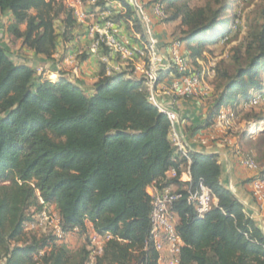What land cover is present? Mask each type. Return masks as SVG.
Instances as JSON below:
<instances>
[{"label": "trees", "instance_id": "trees-1", "mask_svg": "<svg viewBox=\"0 0 264 264\" xmlns=\"http://www.w3.org/2000/svg\"><path fill=\"white\" fill-rule=\"evenodd\" d=\"M91 1L81 0L92 10H111L109 0ZM114 1L126 12L120 18L142 34L127 0ZM161 1L165 23L179 22L177 40L192 45L194 59L208 46L230 44L243 28L234 30L236 20L224 19L231 0L203 6ZM0 15L8 17L6 34L45 59L80 27L62 0H0ZM258 15L230 50L234 73L222 68L227 61L216 65L207 126L221 108L236 107L251 91L264 96V2ZM100 69L90 91L65 76L53 82L15 62L0 37V264H88L89 233L111 236L96 264H159L148 189L180 186L187 169L191 191L203 181L217 204L198 217L187 191L174 203L184 244L179 264H264V234L223 185L217 158L191 153L189 166L173 144L166 114L149 100L144 79L130 66L110 74L105 64ZM171 170L176 178H168ZM49 207L65 239L76 235L81 247L71 249L53 232L28 229Z\"/></svg>", "mask_w": 264, "mask_h": 264}, {"label": "built area", "instance_id": "built-area-1", "mask_svg": "<svg viewBox=\"0 0 264 264\" xmlns=\"http://www.w3.org/2000/svg\"><path fill=\"white\" fill-rule=\"evenodd\" d=\"M62 1L73 12L78 25L88 28L93 39L90 46V52L93 55H97L106 49L117 57L123 65L132 67L135 73L144 79L149 92V100L160 112L166 114L172 127L173 144L190 166L191 152L185 149L176 127L179 117L176 112L162 106L157 98L159 75L163 66L160 63L159 40L154 34L153 25L154 20L165 24L167 18L165 4L161 0H127L140 22L143 33L140 37V45H134L129 38L121 36L119 26L112 19V10H99L96 18L94 14L84 10V4L81 0ZM95 2L96 0L91 1L92 4ZM238 22L239 20L235 21L234 30L237 29ZM181 44L179 40H176L172 48L171 65L178 76L164 88V92L177 98L189 99L202 94L201 88L204 86V80L203 77L191 73L188 59L180 52ZM216 64L214 61L210 69L213 76L216 75ZM120 70L121 67H118L115 71ZM37 72L39 75L43 74L41 70H37ZM73 72L77 77L79 74L77 68H74ZM46 78L53 81L52 75ZM208 91L206 90L205 95L208 94ZM263 99L264 96L251 91L249 98L244 99L236 107L248 111L257 107ZM236 119L237 113L234 107H223L218 111L212 128L217 134H226L232 130ZM249 132L254 137L261 130L251 126ZM240 161L245 168L259 174L252 182V195L256 201L264 202V173L260 174L261 165L252 157H241ZM176 177L175 170L168 173V178ZM188 183L187 188L183 190L188 192L187 201L195 206L198 217H203L212 206L217 204V199L213 191L203 181L197 184L194 191H191ZM150 196L152 197L150 236L154 248L159 253V264H179V257L184 244L176 229L177 220L172 213V207L174 203L183 198V193L168 187L163 190L155 189L150 193ZM53 222L44 212L38 216L35 223L28 225V229L53 232L57 241L60 242L65 239L60 220L58 218L56 223ZM110 239V235L99 236L95 233H89L87 241L91 254L88 264H96V259L103 254L104 246Z\"/></svg>", "mask_w": 264, "mask_h": 264}, {"label": "crops", "instance_id": "crops-1", "mask_svg": "<svg viewBox=\"0 0 264 264\" xmlns=\"http://www.w3.org/2000/svg\"><path fill=\"white\" fill-rule=\"evenodd\" d=\"M109 2L108 6L112 9L109 8L112 11L115 10L113 14L123 16L126 13L120 2L114 0H109ZM84 10L94 14L96 18L100 12L98 9H90L89 5H84ZM118 26L121 36L129 38L134 45H140V37L143 33L135 31L131 22L120 19ZM153 26L154 34L159 40L160 63L163 66L157 87L159 103L177 113L179 118L176 127L185 149L191 153H201L217 158L222 168L223 185L241 202L264 234V202L256 201L252 195V182L259 174L245 168L240 161L241 157H252L260 165L264 164V121L250 120L245 117L248 111L234 107L237 119L232 130L228 133L217 134L212 126L206 125L210 102L214 93L213 81L216 77V75L211 74L210 69L214 61L217 63L223 57H215L211 59L212 61L208 60V63H205L203 59L206 53L204 52L200 58L194 59L192 57V45L187 43L181 44L180 52L188 59L191 73L203 77L202 94L189 99L165 94L164 88L178 76L171 65V60L173 44L179 35V22L161 24L154 20ZM24 28L23 26L22 29ZM6 35L8 38L10 37L8 34ZM92 40L88 28L79 27L74 31V37L70 41L59 40L57 51L51 59H45L35 54L25 47L22 41L18 40L14 42L18 43L16 44L18 45V52H14L16 54L13 59L17 63H24L43 71L44 77L52 75L53 81H57L61 76L68 77L72 81L76 78V83L90 91L99 79L100 63L105 64L108 72L116 70L118 67L121 69L125 67L109 51L93 55L90 52ZM74 68L78 70L77 77L74 75ZM206 90H209L207 95H205ZM243 100L241 98L239 102ZM251 126L259 128L261 132L254 137L251 136L249 132ZM189 180V170L187 169L181 176L180 186H171V188L183 191L187 188ZM154 190L155 188L151 187L148 189V193L150 194ZM89 228H92L91 225Z\"/></svg>", "mask_w": 264, "mask_h": 264}, {"label": "rangeland", "instance_id": "rangeland-1", "mask_svg": "<svg viewBox=\"0 0 264 264\" xmlns=\"http://www.w3.org/2000/svg\"><path fill=\"white\" fill-rule=\"evenodd\" d=\"M188 1L190 2V5L192 6H203L214 0H188ZM263 2L264 0H249L247 2H245L244 0H231L230 1L229 8L224 13V19L228 22V24H230L231 21L239 20L238 23L239 25L242 24L243 28L241 32L238 33L237 37L234 38L230 44L228 45L219 44L216 46L206 47L205 48L206 55H205V58L203 59L205 63H208V60L210 61L211 59L215 57H223L221 60L217 62V64H219L222 60L227 61L225 64L221 65L222 68L228 69V71L231 74L234 73V67L229 61L230 50L233 47L238 46L241 43V41L244 40L247 34V31H248L247 27L255 23L256 21H258L259 8L263 4ZM114 11H112V13ZM112 19L115 21V23H117V25L120 24V19H121L120 16L113 14ZM7 24H8V17L4 15H0L1 42H2V45L8 49L9 53L14 58L16 54L14 52L16 51L18 52L17 50L18 45H16L18 43H14L15 42L14 39L7 37L6 32H5ZM133 28L135 29V31H137L134 25H133ZM35 70L37 71V69ZM73 81L75 82L76 80H73ZM263 116H264V99L260 102V104L257 107H255L254 109L248 110V112H246L245 114V117H247L248 119L257 120V121H260V120L264 121ZM263 141H264V137H263ZM1 183L2 182L0 181V184ZM33 211L34 209L31 210V212ZM46 214L50 217L52 221H54L53 223H56L58 219V214L54 207H49L46 210ZM65 242L71 249H76L78 247H81L84 244L83 240H81L78 236H74V235L67 236V238L65 239Z\"/></svg>", "mask_w": 264, "mask_h": 264}]
</instances>
